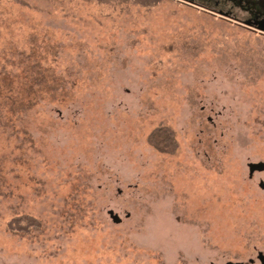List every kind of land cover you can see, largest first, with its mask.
I'll list each match as a JSON object with an SVG mask.
<instances>
[{
	"label": "rangeland",
	"instance_id": "obj_1",
	"mask_svg": "<svg viewBox=\"0 0 264 264\" xmlns=\"http://www.w3.org/2000/svg\"><path fill=\"white\" fill-rule=\"evenodd\" d=\"M214 1L0 0V264H260L264 34Z\"/></svg>",
	"mask_w": 264,
	"mask_h": 264
},
{
	"label": "flooded vegetation",
	"instance_id": "obj_2",
	"mask_svg": "<svg viewBox=\"0 0 264 264\" xmlns=\"http://www.w3.org/2000/svg\"><path fill=\"white\" fill-rule=\"evenodd\" d=\"M183 1L189 2L192 4L197 3V4L201 5V4H204V2H207L209 0H183ZM219 1L220 0L214 1L215 6H218ZM222 1L229 3L230 6L239 7L241 10L244 11L245 18L239 19L237 17H234L233 10L231 8H229L227 11H224L222 9H217V11H221L223 14H225V15H220V16H222V17L229 16L231 18H236L235 20L239 21V22L236 21V23H239L240 25L247 27L253 31H258L252 27H249V26L242 24V22L245 20H250L251 24L253 25V23H252L253 21L258 20V19H264V2H262V0H222ZM213 9H215V8H213ZM258 32H260V31H258ZM260 33L264 34L263 32H260Z\"/></svg>",
	"mask_w": 264,
	"mask_h": 264
},
{
	"label": "water",
	"instance_id": "obj_3",
	"mask_svg": "<svg viewBox=\"0 0 264 264\" xmlns=\"http://www.w3.org/2000/svg\"><path fill=\"white\" fill-rule=\"evenodd\" d=\"M220 15H225L223 14L221 11H218ZM253 25L251 24L250 20H245L242 22V24L252 27L255 30H258L260 32L264 33V19H258L252 22ZM248 167V175L249 177H251L253 175L254 172L256 171H263L264 170V162L259 161V162H249L247 164ZM258 186L261 189H264V182L262 180L259 181ZM109 217L112 219V221L114 223H120L121 222V218L118 216V214L114 213L113 210H108L107 211ZM129 214L126 213V216H128ZM257 259L260 262V264H264V251H258L257 253ZM254 262V259H249L248 261H240V262H225L222 264H251ZM214 264V263H211Z\"/></svg>",
	"mask_w": 264,
	"mask_h": 264
},
{
	"label": "trees",
	"instance_id": "obj_4",
	"mask_svg": "<svg viewBox=\"0 0 264 264\" xmlns=\"http://www.w3.org/2000/svg\"><path fill=\"white\" fill-rule=\"evenodd\" d=\"M163 137H160L158 139L157 138H154V140H153L156 143V145L158 147H160V148L165 147V145H163V144H167L168 142L171 141V139H170V137L168 135H165L164 138ZM27 218H29V217H27ZM16 223H17V221H16ZM28 223H29V225H33L34 223H37V221L34 220V219H31V220L28 219ZM10 227H12V228L14 227L15 228L16 226L12 222V224H10ZM15 230H16V228H15Z\"/></svg>",
	"mask_w": 264,
	"mask_h": 264
}]
</instances>
